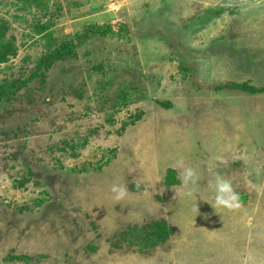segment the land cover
<instances>
[{"label": "rangeland", "instance_id": "1", "mask_svg": "<svg viewBox=\"0 0 264 264\" xmlns=\"http://www.w3.org/2000/svg\"><path fill=\"white\" fill-rule=\"evenodd\" d=\"M0 28V264H264V0H0Z\"/></svg>", "mask_w": 264, "mask_h": 264}, {"label": "clouds", "instance_id": "2", "mask_svg": "<svg viewBox=\"0 0 264 264\" xmlns=\"http://www.w3.org/2000/svg\"><path fill=\"white\" fill-rule=\"evenodd\" d=\"M177 167L181 170L178 173L180 178V187L187 190V195H192L191 186L196 185L199 180L197 170L191 166H186L182 160H177ZM213 201L215 208L235 209L240 207L239 194L234 190L231 182L223 176L217 174L212 180ZM109 192L113 201L119 204L126 200L130 193L129 189L123 183L113 182L110 185ZM194 208L197 210L196 204Z\"/></svg>", "mask_w": 264, "mask_h": 264}, {"label": "trees", "instance_id": "3", "mask_svg": "<svg viewBox=\"0 0 264 264\" xmlns=\"http://www.w3.org/2000/svg\"><path fill=\"white\" fill-rule=\"evenodd\" d=\"M0 31H2L1 30V28H0ZM0 35H1V32H0ZM1 40V39H0ZM5 46V47H4ZM8 46H10V44H9V42H7V43H4L3 41H0V48L2 49V48H6V47H8ZM9 54L10 55H13L14 54V51L13 50H11V48H10V51H9ZM8 54V55H9ZM0 60L1 61H5L6 60V54H4L2 51H1V53H0ZM50 58V57H49ZM31 76V75H30ZM32 76H35V73H32ZM30 78V77H29ZM21 84H24V83H21L20 82V79L16 82V84H15V88L14 89H18L19 88V86L21 85ZM15 94V91H12V89L11 88H9L8 89V87L6 86V87H0V99H3V98H6L7 97V99L8 98H11L13 95ZM75 149V147H73L72 148V150H74Z\"/></svg>", "mask_w": 264, "mask_h": 264}]
</instances>
